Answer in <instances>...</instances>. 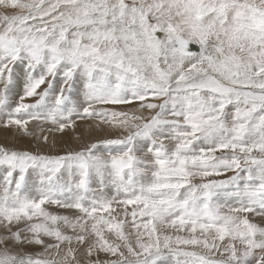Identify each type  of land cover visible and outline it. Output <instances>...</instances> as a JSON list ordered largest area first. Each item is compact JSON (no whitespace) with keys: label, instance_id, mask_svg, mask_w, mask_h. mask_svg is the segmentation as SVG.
I'll return each instance as SVG.
<instances>
[{"label":"rangeland","instance_id":"1","mask_svg":"<svg viewBox=\"0 0 264 264\" xmlns=\"http://www.w3.org/2000/svg\"><path fill=\"white\" fill-rule=\"evenodd\" d=\"M37 2L27 14L19 1L0 7V128L6 129L0 132V264H264V221L253 218L264 215L263 123L228 127L235 102L232 91L212 89V79L227 85L216 72L204 69L167 85L146 81L131 66L114 65L113 53L105 52L112 36L74 20L77 11L64 7L67 0ZM53 11L58 20H51ZM103 11L96 13L101 20ZM205 54L218 71L224 61ZM229 70L240 73L232 84L240 78L250 83L237 66ZM199 79L207 83L192 84ZM24 83L31 93L20 98L12 89ZM244 104L236 109L247 114L252 106ZM259 110L253 108L254 115ZM83 117L102 122L105 131L94 123L64 140L65 152L42 138L48 130L68 134ZM31 131L37 140H30ZM222 137L238 141L229 154L219 146L218 157ZM78 140L83 148L75 147ZM146 187L149 196L141 193ZM139 226L147 231L136 234Z\"/></svg>","mask_w":264,"mask_h":264},{"label":"bare ground","instance_id":"2","mask_svg":"<svg viewBox=\"0 0 264 264\" xmlns=\"http://www.w3.org/2000/svg\"><path fill=\"white\" fill-rule=\"evenodd\" d=\"M11 1H13V0H0V7H6L7 3L11 2ZM15 1H19L21 3L20 11L23 13L28 12L32 8L33 5L38 3L37 0H15ZM54 1L57 2L56 5L60 6L61 1H66V0H54ZM66 6H68V7L71 6L72 9L77 11L76 13H75V11L74 12L71 11L72 13H75L73 15H76V19H74V20H80L82 22V24H84L83 26L87 27L90 32H95V31L101 32V30H104L106 34L108 33V35L110 34L112 36L111 41H108V42L106 41L109 49L106 50L105 52H112L113 53V56H111V57L116 60L115 61L116 63L114 65H118L121 68L122 67L126 68L125 65H129V68L131 66L132 68L135 69V72L138 71V75H142L143 76L142 78H145L146 81L161 82L162 83L161 85H167L170 82H175L178 80L187 81L188 79H190V78L186 79L185 76L187 74H197V73L204 71V69H208V70H211L212 72H216L218 75H220L222 77V80H224L225 81L224 83L227 85L219 86L218 83L212 79V89H221L223 91H232V93L230 94V101L235 102V105H230L233 109L228 110V115L226 117L228 119V122H227L228 127L233 129V130H234V128H239V129L243 130V128H248V127H246V123L250 119H252L254 121V123L256 122L255 123L256 128L258 125L260 127L261 123H263L261 128L264 127V122H263L264 121V105L262 106L263 103L255 104V103H251V100H249V99L256 98L257 100L262 99L264 101V0H67L64 7H66ZM103 10L106 12L105 14L108 16L107 20L105 18V14H103L104 13ZM101 11H103L101 13L102 19H105V20H101L100 17H97V15H96V13L101 12ZM58 13H59V11H53L52 14H50L51 20H53V19L58 20ZM84 15L86 17H84ZM201 16H203L204 19ZM21 18H23V17H21ZM220 22H227V23H229V25L228 24L227 25H221ZM87 28H85V30ZM79 29H80V27H79ZM88 30H86V31H88ZM2 31H6V28H4V30H2ZM73 32H75V31H73ZM4 34H6V33H4ZM81 34H83L85 36L84 32L83 33L81 32ZM206 36H207L206 41L208 42L207 43L208 47L203 42V39ZM177 37L178 38H186V39L192 41L194 44L199 46L200 50L198 52L193 51L191 53H186V54L178 51V49H177ZM209 37L211 38V40L208 39ZM98 39H100V38H98ZM212 39L214 40V42L212 41ZM126 40H127V43H126ZM106 42H104V43H106ZM87 44H89V43H87ZM99 44H101V43H99ZM127 44L129 45V48H128V46H126ZM118 46H120L121 49H118ZM104 49H105V47H104ZM201 49H202V54L200 55V57L194 56V53H199L201 51ZM206 49L210 53H212V55H214V60L216 62H217L216 58L218 56L221 60L224 61V63L220 65L218 71H215L212 68L214 62H212V65L207 62L208 57H205ZM133 51L136 52L135 55H134V53L129 54ZM0 58L3 60L4 56H0ZM110 60H111V58H110ZM196 65H202V67L197 69L194 67ZM236 66L238 67V70L244 75V77L250 81V83H247L245 81V79L240 78L237 81L238 85L232 84L235 79L240 77V75H239L240 73L237 72L236 73L237 76H236L232 72H230L229 68L234 69V67H236ZM251 74L253 75L252 77H251ZM205 76H206V74H205ZM139 77H141V76H139ZM79 80H80V85H82L81 89H84L83 88V81L81 82V79H79ZM190 81H192V78ZM205 83H207L206 80L199 79L195 82L193 81L192 84L201 85V84H205ZM253 84L255 86H260L261 89L255 90L252 87ZM22 85H23V88L26 87L25 83ZM230 85H234V88L233 89L226 88L227 86H230ZM23 88H22V86L16 85L12 89V92H15L16 94L22 93L20 98L22 96H24L23 94H25V93H31V91H24L26 89L25 88L23 89ZM190 88H191V86H190ZM101 90H103V89H101ZM104 90H103V94L106 91V90L105 91ZM130 90L131 89H129V91ZM132 91H133V89H132ZM75 92H78V91H75ZM109 93H111V92H109ZM92 94H93V92H92ZM128 94H130V93H128ZM79 95L82 96V94H79ZM147 95H148V93H147ZM93 96H95V95H93ZM93 96H91V97L93 98ZM161 96H164V95H161ZM20 98H19V100H20ZM10 99L12 100V98H10ZM134 100H135V98H134ZM157 101H158V99H157ZM241 103H245L244 105L247 107H250V104H251V106H252L251 110L250 111L247 110L246 111L247 114H243L236 109V107L241 108L240 107ZM246 103H248V104H246ZM111 106H113V105H111ZM253 108H256V110H257V108L260 109L256 115H254L255 112L253 111ZM118 109L121 110V107H119ZM139 110H141V109L139 108ZM234 111H236V113ZM244 112H245V110H244ZM253 116H254V118H252ZM74 119H73V121H74ZM116 119H118V118H116ZM218 119H219V117L215 121H218ZM24 120H26V119H23V121ZM20 121H22V120H20ZM33 122L34 121H32L31 123H33ZM94 123L98 126L99 129H100V127H102V129H100L101 131H105L104 124L102 122H98L97 120H95V118H90V119L85 120L83 117V118H80V119L75 121V125L71 127L74 130L73 129L69 130L68 134H66L65 132L50 134L51 130H50L49 134H46V133H48V131H49L48 130V131H46V133L42 132V134H43L42 138L46 137L44 139L46 141V143L48 142L51 145L53 144L54 146L58 145V147L59 146L63 147V151L65 152V150H64L65 145L62 146V144L64 143L63 141L64 140L70 141L73 138L76 139L77 138L76 136L80 135L79 133L81 131H88ZM254 123H251L248 129H250V128L253 129V127H255V126H253ZM118 125H119V123H118ZM214 125H215V122L212 121V129H213ZM226 125L224 124L220 128H222ZM29 128H31V127H29ZM217 128H219V127H217ZM2 129L6 130L5 128H0L1 133H2ZM122 130H125V129H122ZM229 131H228V133H229ZM7 132H8V130H7ZM125 132H126V130H125ZM48 135H49V137H48ZM15 136H18L17 133ZM29 137H30L31 141H33L34 138L37 140L36 134H34L32 131L30 132ZM29 137H28V139H29ZM231 138L224 137L221 144H217L216 150H214L215 155H217L219 157L221 155V152H220L221 150H222L223 154H227V153L229 154L231 149H233V148L236 149L235 146H236V143L238 140H236V139L232 140ZM212 139H214V138H212ZM258 141H259V139H258ZM27 142L28 141L25 140V143H27ZM41 143H39V145L41 144L44 146V141H42ZM92 143L93 142L91 141L87 144H92ZM219 143H220V141H219ZM213 144L215 146V142ZM256 144L257 143H255V145ZM8 145H9V143H8ZM181 145H182V143H181ZM34 146H36V144ZM219 146H221V150L218 149ZM15 147H18V146H15ZM27 147L31 149V148H33V145L31 144L30 147H29V145H27ZM51 147H53V146H51ZM75 147H80V148L82 147L83 148V143L78 140V142L75 144ZM9 148H11V147H9ZM37 148L38 149H35V150H40L43 153L46 152V150L42 151V149L44 147H40L41 149L39 147H37ZM11 149L13 150L15 148L12 147ZM55 149H56V147H55ZM33 150H34V148H33ZM64 152H63V154H64ZM27 153H29V152H27ZM51 153H53V152H51ZM241 160H242V158H241ZM216 164H217V162H216ZM226 164H228V163H226ZM148 167H149V165H148ZM126 172H127V170H126ZM158 177H160V176H158ZM148 179H150V178H148ZM139 185H141V184H139ZM160 186H162V185H160ZM141 193L144 194L145 196H149V189H147V187L141 188ZM249 196H251V195H249ZM241 198H243V197H241ZM128 200H130V199H128ZM113 203H115V202H113ZM120 204H123V203H120ZM54 205H56V204H54ZM54 205H51V206H54ZM73 206H75V205H73ZM121 208L124 209V207H121ZM121 208H118V209H121ZM237 208H238V206H237ZM66 210H65V212H66ZM121 211H123V210H121ZM104 212H105V210H104ZM129 213H130V211H129ZM91 214H93V213H91ZM259 215H261V214L259 213ZM69 216H70V214H69ZM36 217H37V215L35 216V218ZM38 218H39V216H38ZM253 218H254L255 222L264 221V215H261L260 217H258V215H257L256 217H253ZM7 219L9 220L8 217H7ZM13 219L14 218H12V220ZM129 219H131V217ZM128 222H130V221H128ZM139 223L140 222H138V224ZM146 223L147 222H145V225H146ZM253 224H254V222H253ZM97 225H99V227L102 226L99 229V230H102L103 225H101V223L97 224ZM143 225H144V223H143ZM96 226H93V227L96 228ZM137 228H136V230L134 229V231L138 235H141V234L145 233V231H147L146 226L143 228H140V226H139ZM86 229H89V227H87ZM103 230H104V228H103ZM126 230H127V228H126ZM173 233H175V232H173ZM98 235L99 234H96L94 237L97 238ZM148 236H149V234H148ZM86 240H88V239H86ZM137 244L140 246L142 244L141 240L140 241L138 240ZM60 249L62 251H67L63 247H61ZM102 251H103V249H102V247H100L99 252H102ZM95 253H98V252L95 251ZM66 255H67V253H66Z\"/></svg>","mask_w":264,"mask_h":264},{"label":"water","instance_id":"3","mask_svg":"<svg viewBox=\"0 0 264 264\" xmlns=\"http://www.w3.org/2000/svg\"><path fill=\"white\" fill-rule=\"evenodd\" d=\"M177 49L178 51L184 54L191 53L193 51L198 52L200 50L199 46L194 44L192 41L186 38H178V37H177Z\"/></svg>","mask_w":264,"mask_h":264}]
</instances>
